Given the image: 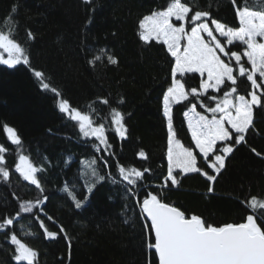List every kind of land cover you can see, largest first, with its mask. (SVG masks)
<instances>
[{"label":"trees","instance_id":"obj_1","mask_svg":"<svg viewBox=\"0 0 264 264\" xmlns=\"http://www.w3.org/2000/svg\"><path fill=\"white\" fill-rule=\"evenodd\" d=\"M123 1L93 0L92 5H86L84 0H0V28L15 33V39L28 48L32 67L43 71L48 82L61 93V97H56L42 90L27 66L0 65V145L7 149L4 155L10 171L7 181L0 178V222L18 210L19 202L35 200L41 195L15 171L18 151H22L34 165L45 168L38 177L45 189L44 195L48 196L45 211L54 217L56 224L47 220L45 223L50 231L56 232L62 225L70 238V248L69 240L62 234L56 239L45 238L38 223L29 214H22L23 218L17 220L11 231L37 251L38 264H148L142 223L135 215L138 209L134 210L132 202L125 201L122 185L107 181L97 185L88 204L79 210L62 190L66 184H75L79 194L85 192L81 187L83 179H77L78 174L82 177L79 162L94 153L89 146L92 142L79 135L78 126L59 112L60 98L84 112H89L87 105L95 102L93 119L106 124L111 119L110 107L99 104L98 98H109L111 107L125 115L128 129L127 139L122 142L118 137L113 139L111 130L108 132L121 163L150 168L155 176L148 175L146 182L152 185L161 183L155 177L166 174L167 127L157 94L164 82L155 83L151 78L142 96L134 98L131 92L125 96L121 89L112 86L111 64L97 62L92 67L88 63L96 55L103 56L106 61L105 54H111L110 48L115 43L113 8ZM147 2L156 4V10H161L169 0ZM197 2L201 5L210 2L213 15L231 24L233 12L229 0ZM14 5L17 6L15 13L12 12ZM10 16L18 27L8 19ZM132 27L134 34L138 33L135 23ZM28 30L34 34V40L28 41ZM143 47L139 42L135 50L139 53ZM241 80L238 92L246 95L251 90L250 82L246 78ZM185 81L186 88L197 87L199 77L192 79L189 74ZM121 98L125 101L123 104L118 103ZM137 98L142 99L138 101ZM124 107L128 108L124 111ZM183 110L181 106L174 107L177 138L186 147H194L186 121H183ZM254 124L258 132L250 130L247 144L239 146L226 161V170L217 179L215 197L208 195L209 200L202 201L198 195L203 193L204 186L186 185L178 194L175 188L165 189L164 198L183 202L185 206L178 207L187 215L196 214L189 211H202L206 214L196 215L214 223L238 220L245 212L241 204L244 199L252 196L264 199V159L250 150L254 147L264 153V111H254ZM5 125L16 130L22 149L10 143L3 130ZM140 150L146 152L147 160L138 157ZM95 155L106 156V153ZM69 157L73 163L65 168ZM110 171L115 174L116 170ZM29 232L35 235H25ZM14 248L0 230V264H17L12 259ZM152 264H156L155 257Z\"/></svg>","mask_w":264,"mask_h":264},{"label":"snow or ice","instance_id":"obj_2","mask_svg":"<svg viewBox=\"0 0 264 264\" xmlns=\"http://www.w3.org/2000/svg\"><path fill=\"white\" fill-rule=\"evenodd\" d=\"M84 2L93 4V0ZM229 3L233 12L231 24L213 15L210 2L201 5L197 0H169L165 8L154 10L138 21L139 40L151 46L155 41L170 58V76L166 78L167 87L162 91L161 99L162 116L167 127L166 174L155 177L161 183L152 185L146 182L148 175L155 176L150 168L121 163L108 132L111 130L113 139L118 137L122 142L127 139L128 129L125 115L118 108L111 107L109 98H98L99 104L110 107L111 119L107 124L93 119L95 102L87 105L89 112H84L66 99L58 100L59 112L78 126L79 135L92 142L89 146L94 153L79 162L82 177L78 174L77 179H83L81 187L85 192L79 194L75 184H66L63 192L79 210L88 204L97 185L106 181L122 185L125 201L132 202L134 210L138 209L135 215L142 223L148 264H152L153 257L156 264H264V199L256 196L244 199L241 204L245 212L238 220L214 223L200 215H187L175 204L165 202L164 198L165 189L178 188L181 180L190 174L205 178L208 193H214V184L226 170V161L239 146L247 144L250 130L258 132L254 111H264V0H229ZM16 11L14 5L12 12ZM8 19L13 20V17ZM13 23L17 22L13 20ZM27 38L28 41L35 39L30 30ZM105 55L106 61L103 56L96 55L89 59V65L95 67L97 62L118 64L114 55ZM0 65L9 68L27 66L42 90L61 97L45 73L32 67L28 48L15 39L11 29L0 28ZM189 74L192 79L199 77L197 87L186 88L185 78ZM241 78L250 82L251 90L246 95L238 92V82H243ZM124 102L123 98L118 101L119 104ZM175 106L184 109L183 121H186L194 147H186L177 138ZM3 130L10 143L22 149L16 130L7 125ZM250 150L264 159V153L254 147ZM6 151L0 145V178L4 181L10 178ZM95 153H106V156H96ZM138 157L148 159L144 150L138 152ZM71 163L73 160L69 157L65 168ZM112 168L116 170L115 174L110 171ZM15 171L24 181L34 185L41 195L35 200L19 202L18 210L0 222V230L15 246L12 259L17 264H38L37 251L11 231L17 220L23 218L22 214H29L38 223L45 238L56 239L62 234L69 240V248L70 238L62 225L56 232L50 231L45 223L47 220L56 224L54 217L45 211L48 196L44 195L45 189L38 177L45 168L37 167L27 155L18 151ZM127 206L126 203L125 208Z\"/></svg>","mask_w":264,"mask_h":264},{"label":"rangeland","instance_id":"obj_3","mask_svg":"<svg viewBox=\"0 0 264 264\" xmlns=\"http://www.w3.org/2000/svg\"><path fill=\"white\" fill-rule=\"evenodd\" d=\"M162 1L158 0V3H162ZM156 6V4L148 3L147 0H124L113 8L112 31L115 43L111 46L110 51L111 55L117 58L118 64L112 65L110 78L114 88L121 89L125 96L131 92L134 98L142 96L150 84L151 78L154 79L155 83L163 81L164 85L157 91L161 103L162 91L167 87L165 81L170 76L168 63L170 58L166 56L165 50L155 41L152 42L154 46L145 45L140 41L138 33L134 34L132 27V24L135 23L138 30V21L156 10ZM139 42H142L144 47L140 48L138 53L135 49ZM4 55L7 58V54ZM140 99L142 98H137L138 101ZM127 108L124 107L123 110L125 111ZM5 135L7 136L6 133ZM201 177L198 174H190L184 177L179 188H176L175 194H178L180 189L186 185H191V187L205 186L206 182ZM208 186L204 187L205 193L208 192ZM216 189L214 187L212 194L214 197L217 195ZM152 190L156 189L153 188ZM168 201H171L169 197H165V202Z\"/></svg>","mask_w":264,"mask_h":264},{"label":"crops","instance_id":"obj_4","mask_svg":"<svg viewBox=\"0 0 264 264\" xmlns=\"http://www.w3.org/2000/svg\"><path fill=\"white\" fill-rule=\"evenodd\" d=\"M201 179H203L205 182H206V180H205V178H203V177H201ZM216 183H217V181L215 182V184H214V187H216ZM208 185V182H206V184H205V186H207ZM204 186V187H205ZM179 188V187H178ZM183 189H184V187H183ZM183 189H180V191H182ZM175 191H176V188H175ZM199 192V191H198ZM198 192H196V194L198 193ZM213 194V193H212ZM212 194H209L208 192H206L205 193V191H203V193H200V195H198L199 197H201V200L203 201V200H205V201H208L209 200V198H207V197H209V196H211ZM209 195V196H208ZM172 202H174V204H175V206H180L181 204H183V202H181V201H176L175 202V200H173V199H170ZM184 205V204H183ZM185 206V205H184ZM189 212H192V213H196V214H206V213H203L202 211H189Z\"/></svg>","mask_w":264,"mask_h":264}]
</instances>
